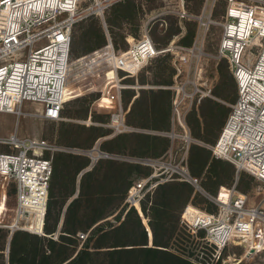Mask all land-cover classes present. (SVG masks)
Listing matches in <instances>:
<instances>
[{"label":"built area","instance_id":"2783aa9c","mask_svg":"<svg viewBox=\"0 0 264 264\" xmlns=\"http://www.w3.org/2000/svg\"><path fill=\"white\" fill-rule=\"evenodd\" d=\"M82 1L85 0H0V111L18 112L17 106L28 100L42 106L39 112L42 118H61L66 102L64 91L67 86L72 87L69 54L72 26L85 15L102 12L105 4L116 0H92L84 16L77 12ZM226 1L219 22L222 31L217 56L228 60L237 94L229 104L224 124L210 151L215 158L229 160L237 171L249 173L264 185V1ZM176 13L179 18L186 16L182 6ZM40 42L43 43L33 47ZM173 47L179 49L175 51L178 74L182 64L194 54L193 48L170 44L158 50L146 32L139 39L128 41L124 50H115L107 39L99 49L77 58L82 66H86L82 73L87 68L86 73L102 75L100 77L111 84L104 91L100 90V97L94 104L112 108L109 125L113 126V133L130 128L124 123L120 101V90L125 86L122 79L137 73L157 53L172 51ZM24 48H28L25 56L17 53ZM242 55L251 61V65L240 61ZM94 67H97L94 71L89 70ZM108 71L113 73L108 75ZM75 80H78L77 76ZM193 86L188 92L183 84H173L175 96L171 122L182 128L179 135L182 153L174 154L170 150L159 157L134 160L98 151L97 145L86 152L91 165L105 156L137 161L150 168L147 175L133 180L124 198L126 206L134 207L142 219L140 202L160 182L176 179L203 191L199 178L190 174L187 167V149L192 138L185 123V114L192 96L203 93L195 83ZM175 136L171 132L170 137ZM4 143L11 150L0 151V186L2 188L3 183L6 189L8 182L13 181L15 205L13 222L7 226L10 230L26 229L43 235L52 158L62 147L43 138L18 139L15 135H10ZM203 193L214 204V210L208 211L188 202L180 213V222L190 234L203 232L200 240L205 251L201 254L208 261H198L199 264H216L222 250L229 244L246 243V254L264 250V210L260 205L247 204V195L236 190L235 185H219L215 195ZM34 206L41 207L42 224L39 228L34 221ZM28 212L34 214L29 220L26 217ZM23 220L29 221L27 227L20 225ZM86 235L81 231L75 234L81 242ZM56 237L57 234H53L52 238Z\"/></svg>","mask_w":264,"mask_h":264},{"label":"trees","instance_id":"16d2710c","mask_svg":"<svg viewBox=\"0 0 264 264\" xmlns=\"http://www.w3.org/2000/svg\"><path fill=\"white\" fill-rule=\"evenodd\" d=\"M140 11L141 5L136 0H117L109 6L104 18L113 47L124 48L127 37L136 35L138 29L135 27L123 29L124 24L135 20ZM194 25L185 22V32L178 39L181 45H191L195 34ZM180 31L181 27L176 26L175 32H167V36L169 35L167 40L172 34H178ZM152 41L156 48L168 43L164 41L161 44L155 39ZM81 42L84 44L77 54L90 53L100 46L101 37L96 22H92L79 35L72 33L71 30L69 54L74 52ZM154 82L169 85L171 80L168 78ZM148 97L151 114L146 118H150L151 123L144 120L145 116H140L143 122L139 121L143 125L137 128L168 131L171 90L168 88L149 90ZM164 106H168L165 115ZM194 115L195 113L185 114L190 135L205 139L206 137L199 132V123ZM163 118L166 121L164 119V124L159 125L160 119L162 121ZM124 123L129 125L130 120L126 117ZM106 134L103 131L95 134L93 138L97 139ZM132 136L130 150H125L128 135L119 134L108 141L109 144L114 142V146L109 145L107 149L115 148L116 152H107L132 157H153L152 154L157 153L160 148L161 151H165L170 145V138L167 136L143 132H134ZM104 147V142H101L99 149L103 150ZM88 163L89 158L85 156H73L65 152L54 153L44 214V234H31L23 230L12 231L8 244L7 264H199L198 261L171 248L176 243L174 234L178 229L180 212L193 194V189L187 182L176 179L160 182L140 202V210L150 230L149 245L148 230L142 218L134 207L126 206L124 198L133 180L147 175L150 168L119 158L98 159L80 176L76 196L68 200L74 192L79 169ZM187 167L190 174L202 178L205 189L210 188L207 179H211L218 187L230 179L233 173V167L229 162L215 158L207 147L197 143H190L188 146ZM110 215L112 218H108ZM78 231L87 235L81 247L76 249L75 234ZM56 233L57 237L53 239L51 235ZM203 258L199 261L206 263L207 257Z\"/></svg>","mask_w":264,"mask_h":264},{"label":"rangeland","instance_id":"374dc122","mask_svg":"<svg viewBox=\"0 0 264 264\" xmlns=\"http://www.w3.org/2000/svg\"><path fill=\"white\" fill-rule=\"evenodd\" d=\"M136 1L140 3L141 11L137 14L135 20L131 21L128 24H124L125 27L123 30H127L129 28L133 29L135 27L136 30L138 29L137 33L134 37H127L126 45L124 46V48L120 49L119 47H114V49H126L128 47V41L139 39L145 32L149 35L151 40L155 39L161 44L164 41H168L165 46L157 47L158 50L165 48L170 44H172L173 46L176 45L179 47L193 48L194 54L192 55V57H190L191 60L189 59L188 62L182 64L181 71L178 74L175 68L177 64L175 61V51H178L179 49L178 47H173L172 51L157 53L153 58L148 60L137 72L138 78L141 80L142 78L139 75L142 74L148 75L147 79H150L151 81H160L169 78V80H171L170 84H172L173 82L183 84L188 92L192 91V89L194 88L193 83H195L196 87L201 89L202 91L211 89L209 91L211 94L214 92L218 93L214 96L217 99L216 103L219 102L221 106V109L219 111L224 113H222V115H227L229 104L235 100L237 94L236 82L232 75V69L228 60L224 57L217 56V49L222 31L219 22L222 20V15L226 8L227 1L215 0L214 3H212V0ZM91 3L92 0H85L80 2L77 8V12L79 13V15L84 16L86 13V7H88V5H91ZM110 5L111 4H105L103 6L102 12H99L97 14L85 15L84 17L80 18L77 22L74 23L72 27V33L79 35L82 31L87 29L92 22H96L101 37V44L97 48L99 49L107 39H110L108 27L104 18L105 12ZM181 6L185 11L186 16L179 18V14L176 13V10ZM185 22H191L195 24L194 38L191 45L189 46L181 45L178 42L181 34L185 32ZM176 26H180L182 31H180L178 34H172V36H170L171 38L167 40V37L169 38V35L167 36V32H175ZM118 42L122 44L121 40L119 39ZM42 43L43 42L35 43L33 47H37ZM83 44L84 43L81 42L76 46L74 52L70 53V83L72 84V87L77 88V90L73 89L71 86L66 87L64 93L66 102L64 103L62 108V114L60 115L61 118L58 120H48L42 118L39 115L42 106L40 107L38 103L28 100H24L19 107L17 106V109L19 110L18 112H0V151L11 150V147L5 144L4 141L7 140L10 135H15L18 139L43 138L60 145L62 147V150H60L59 152H68L75 154L79 153L82 156H88L86 154L87 150L96 145L97 139L93 138L95 134L103 131H105L107 134H113L114 128L113 126L109 125L112 108L98 107L94 104V102L100 97V90L104 91L111 84L107 83L105 78H101L100 76L102 75L95 76V72L86 73V71H88L87 68L84 69L85 72L82 73V68L86 66H82V62L77 58L86 56L91 53H76L81 50V46H83ZM27 49L28 48H24L17 53L25 56ZM240 61L244 65H251V61L247 60L245 55L241 56ZM97 67L89 70L94 71ZM156 72L157 74H155ZM107 73L108 75H111L113 71H108ZM150 73H152V75ZM76 76L78 80H75ZM127 78H125L124 80L126 81ZM198 94L199 93H196L192 96V103L190 104L186 115L194 114L195 107L198 108ZM219 111L217 113L218 115L220 114ZM213 119L214 121L205 126L204 132L210 137L215 136L217 138L220 130H218L219 128L216 126L220 121V116H214ZM205 120L206 124H208L207 119ZM131 129L132 128L130 127L129 130ZM132 130L139 132L155 131L148 129L139 130V128H133ZM181 131L182 128L179 126L175 127L174 130H169V132H166L167 136L171 140L167 152L172 150L174 154L182 153V140L180 138H174L175 143H172V138L170 137L171 132L179 133ZM65 137L68 138L66 139ZM191 137L193 136L191 135ZM59 138L61 140H59ZM214 142L210 144H202L201 142L195 140L194 137L191 140V143H201V145H204L209 150L210 146L213 145ZM68 144H76L78 146H69ZM121 157L124 156L121 155ZM132 158L134 160H137L143 157ZM222 160H224L225 162H229L232 165L233 173L231 175V178L221 185H235L236 190L247 195V204L260 205L264 210V185L249 173L245 171H237L234 164L229 160ZM198 178L199 184L206 194H216L215 190H217V186L211 179H207L210 188L205 189L203 187L202 178ZM4 186L5 185L3 183L2 188L0 186V224L10 225L13 222L15 212V205L13 204L12 199L14 194V183L13 181H9L6 189L4 188ZM190 186L193 189V194L189 200L192 204L204 208L208 211H212L215 209L214 204L207 198L203 191L197 190L192 185ZM33 215V212H28L26 214V217H28L29 220L33 217ZM112 215H110L108 218H112ZM28 220L20 221V225L27 227L29 224ZM142 222L148 229V234H150L149 227L148 225H146V220L143 219ZM177 226V232L174 234L176 243L172 247L171 245H169V247L173 249L175 248L178 250V252H181L185 256H189L193 260L199 261L201 257L204 256L203 254H201V251H205L201 247L202 243L200 240V238L203 236V232L197 233L192 236L188 235L186 226L180 222V215ZM15 230H23L29 232L26 229ZM52 236L53 235H51V237ZM81 244L82 242L77 239L75 245L76 249L80 248ZM148 244L150 245V238L148 240ZM246 246L247 245L244 242L239 244H229L222 250L220 259L217 264H264V250L252 254H246Z\"/></svg>","mask_w":264,"mask_h":264},{"label":"crops","instance_id":"0c3cea01","mask_svg":"<svg viewBox=\"0 0 264 264\" xmlns=\"http://www.w3.org/2000/svg\"><path fill=\"white\" fill-rule=\"evenodd\" d=\"M137 74L138 73L126 76L125 78L129 77V78H127L126 81L124 80L125 78L122 79V82L124 83L125 86L123 88H121L120 101H122L121 104L123 105L122 107L124 109V115H123L124 118L127 117L130 120L129 125H127V126H129V127H131L133 129V128H137L138 126L143 125L140 122V121H142L143 118L140 117V116H143V117L145 116L144 120L146 119L148 121L147 123L150 124L151 123L150 118H148V119L146 118L147 116H149L151 114V111H150L151 110V108H150V99L148 97V91L149 90L156 91V90H161V89H167L168 88V89L171 90V96H172L171 97V115H169V121H170V129L169 130H174L175 127H179L176 124L173 125L172 122H171V118H172V101H173V98L175 96V91H174V88H173L174 82L172 84H170V85L157 84L156 82L151 81L150 79H147L148 75H143V74H142L143 76L139 75L142 78V80H140L138 78ZM150 74L152 75V73H150ZM206 91H203L202 94H198L199 95L198 100H197V101H199L198 102V106H197L198 108L195 107V110H194L195 111L194 117L196 118V120L199 123V132L203 136L206 137L205 139H203V138L199 139V138H195V137L194 138H195V140H197L198 142H201L202 144L203 143L210 144V143H212V142H214L216 140L215 136L214 137H210L207 134H205V132H204L205 126L209 125V123L214 121L213 117L214 116H217V117L220 116V121L218 122V124L216 126V127L219 128L218 130H220L222 125L224 124V121H225L226 116H227V115H222L223 112L219 111L221 109L220 108L221 106H220L219 102L216 103L217 99L214 96L215 93H212V94L210 92L206 93ZM145 96H147V98H145ZM169 99H170V97H169ZM38 105L41 107L40 104H38ZM169 106H170V104H169ZM166 107H168V106H164L163 107L164 115L167 112V108ZM218 111L220 112L221 115L217 114ZM0 112H2V111H0ZM4 113H11V112H4ZM165 118H163L162 121L160 119V122L158 124L159 125L160 124L163 125ZM205 119H207L208 124H206V120ZM165 121H166V119H165ZM185 123H186V121H185ZM132 129L124 131V132H120V133H113V134L111 133V134H107V135H103V136L98 137L97 140H96L97 149L99 151H101V152H104V153L114 154V153H111V152H113V151L116 152L115 148L110 149V150L107 149V147L109 145L114 146V142L109 144L108 141L112 140L114 138V136H116V135L127 134L128 137L126 138L125 150L126 151L130 150V148L132 146V141H130L132 139V137H133L132 134L134 132H139V131H135V130L133 131ZM169 130L168 131L155 130V131H148V132H143V133L155 134L157 136H167L166 132H169ZM173 133H175V135H176L174 138H179V135L182 134V131L179 132V133H177V132H173ZM189 133H190V131H189ZM174 138H172V143L173 142L175 143ZM191 138H193V137H191ZM101 142H104V145H105V147L103 148L104 151L99 149V145H100ZM170 143H171V140H170ZM201 143H198V144L201 145ZM159 147H161V146H159ZM160 149L157 151V153H154V154L149 153V154H152L153 157H159V156H162L163 154H165L168 151V148L165 151H161ZM107 151H111V152H107ZM57 152H59V151H57ZM65 153L66 154H71L73 156H79L80 155L79 153L78 154L68 153V152H65ZM118 156H121V155H118ZM85 157L88 158V156H85ZM127 157H130V155H128ZM108 158L109 159H116V158L105 157V156L99 157L98 159H108ZM124 160H126V159H124ZM127 161H130V160L127 159ZM221 161H224V160L221 159ZM94 164L91 165L90 161H89L87 166L81 167L79 169V171H78V173L76 175V179H75L74 192H73V194L71 195V197L68 200H70L72 197L76 196L80 176H82L83 173H85L87 170H89ZM49 183H50V179H49ZM48 188H49V184H48ZM190 198L187 200V202L185 204L190 202L189 201ZM250 205H254V204H250ZM9 233H10V228L7 225L0 224V264H1V262H3V264H7V253H8L7 244H8ZM149 238H151V236H149Z\"/></svg>","mask_w":264,"mask_h":264},{"label":"bare ground","instance_id":"6f19581e","mask_svg":"<svg viewBox=\"0 0 264 264\" xmlns=\"http://www.w3.org/2000/svg\"><path fill=\"white\" fill-rule=\"evenodd\" d=\"M34 210H36V212H35V219H34V221L36 222V225H37V227L39 228L40 226H41V224H42V212H41V207L39 206V207H35L34 206V208H33ZM36 214H38V215H36ZM144 219V218H143ZM142 219V220H143ZM37 228V229H38Z\"/></svg>","mask_w":264,"mask_h":264},{"label":"water","instance_id":"95a60500","mask_svg":"<svg viewBox=\"0 0 264 264\" xmlns=\"http://www.w3.org/2000/svg\"><path fill=\"white\" fill-rule=\"evenodd\" d=\"M99 151V150H98ZM147 229V228H146ZM148 230V229H147ZM12 231L13 230H10V233H9V236H8V244H9V240H10V236H11V233H12ZM149 236H151L150 234H149ZM8 244H7V246H8Z\"/></svg>","mask_w":264,"mask_h":264}]
</instances>
